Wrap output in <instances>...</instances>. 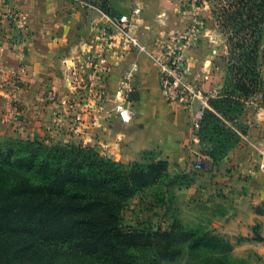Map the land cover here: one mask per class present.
<instances>
[{
  "label": "crops",
  "instance_id": "crops-1",
  "mask_svg": "<svg viewBox=\"0 0 264 264\" xmlns=\"http://www.w3.org/2000/svg\"><path fill=\"white\" fill-rule=\"evenodd\" d=\"M8 6L23 13V32L4 18ZM135 8L142 12V36L148 42L156 37L153 28L163 33L176 26L174 21L166 25L163 2L136 0L131 10ZM112 22L101 8L72 0H0V144L67 135L68 120L63 117L71 90L66 78L87 51L98 54L94 35L102 27L113 28ZM116 64L108 83L112 90L125 69L137 66L130 93L137 91L140 98L130 103L133 119L123 123L115 108H106L108 103L87 131V143L98 144L102 153L127 163L157 151L171 175L183 171L194 177L191 185L176 190L179 219L185 225L208 224L231 238L233 256L246 264H264V134L251 126L218 163L196 168L200 140L191 129L207 102H170L156 67L139 53L123 56ZM17 68L19 82L11 74ZM49 91L55 92L57 101L46 99Z\"/></svg>",
  "mask_w": 264,
  "mask_h": 264
},
{
  "label": "trees",
  "instance_id": "trees-1",
  "mask_svg": "<svg viewBox=\"0 0 264 264\" xmlns=\"http://www.w3.org/2000/svg\"><path fill=\"white\" fill-rule=\"evenodd\" d=\"M213 1L227 36L226 75L197 135L205 142L204 132L215 119L223 125L220 130L236 135V144L246 131L223 120L235 105L245 107L264 91V0ZM207 142L210 147L202 152L213 165L234 147L228 149L222 139ZM193 181L188 173L171 175L166 161L126 164L82 143L0 144V235L11 236H0V264H58L61 251L53 243L106 264H177L186 251L203 253V264H246L233 256L231 238L204 222L185 225L177 215L165 229L124 224L121 211L138 191L158 186L156 203L167 205L173 186ZM148 249L151 253L142 257L139 250Z\"/></svg>",
  "mask_w": 264,
  "mask_h": 264
},
{
  "label": "rangeland",
  "instance_id": "rangeland-1",
  "mask_svg": "<svg viewBox=\"0 0 264 264\" xmlns=\"http://www.w3.org/2000/svg\"><path fill=\"white\" fill-rule=\"evenodd\" d=\"M72 1L86 7L105 8L106 10H102L113 20L114 27L110 29L113 32L114 39L111 46L108 48L104 47L101 31L97 32L98 34L94 35L95 40L93 39V41H96L100 47L98 54L94 55L93 52L87 51V58L78 61L76 64L78 69L76 76L77 87H71L68 84L71 96L65 103L66 110L63 117L64 120H68L69 132L67 135L45 136L38 141L48 145L82 143L91 145L101 154L106 155L98 148V144L87 143V131L96 125L99 114L104 112L106 108L114 109L116 107L117 101L120 100L118 97L120 88L123 87L125 90H129L128 85H130V89L133 88L132 80L137 71L136 64L132 65L129 70L125 69L123 71L117 88L112 90L110 85L109 89L108 84L113 68L117 65L116 63L119 65L123 56L125 57L133 52L139 53L140 56L148 57L156 67L160 77L161 90L170 102L186 103L190 100H204L207 102L206 108H209L211 99L221 94L220 90L223 87L226 75L223 66V56L228 53V44L227 36L220 29L214 14L215 5L213 0H150V3L154 5H156V2H163L167 10L165 12L166 16H164L166 25L174 21L173 24L176 26L173 28V25H171V29L163 33H159L157 28H153L156 31V37L153 40H149V42L146 40L147 38L143 39L142 36L144 35L140 24L142 12L140 11V13L136 14L134 12L135 9L131 10L136 5V0ZM113 5L117 6L118 9L115 10ZM123 13H127L130 25L122 30L118 27V18ZM205 59L210 60L208 66L204 65ZM165 68L182 77L183 83L181 86L175 89L170 86H168L169 89L164 87L162 71ZM129 73H132V75L130 76ZM70 78L72 76L66 78L67 83ZM171 95L173 96L171 97ZM129 101L133 102V99ZM106 105L108 106L106 107ZM204 110H202L203 113ZM235 114L237 118L232 119ZM231 115L229 119L223 121L231 128H239L240 132L246 131V134L240 135H248L251 126L260 129L259 131L264 134V91L259 93L253 102L246 104L245 107L235 105ZM55 121L59 127H63L59 120ZM222 126L221 122L215 119L210 120V124L204 132L207 138H205V142L200 143L199 147L201 154L198 158L202 165L201 167L207 166L212 160L210 156L202 152L207 151L204 147L209 139L211 141L213 139H222L228 149L234 146L229 153L241 142L239 141L235 144V141H237L236 135H229L227 131L220 130ZM191 130L194 134L198 133L194 124ZM64 136L67 138H63ZM240 138L242 140V137ZM206 147H210V145L208 144ZM141 159L142 161L140 162L146 165L165 161L159 157L157 151H147L142 154ZM132 162L123 163L129 164ZM184 173L186 172L181 171L175 175L182 176ZM178 188L179 185L173 186L170 189L171 193L166 195L167 205L156 203V194L160 191L158 186H150L138 191L121 211L124 224L127 226L152 225L156 229L167 228L173 218L177 216V204L174 195ZM196 224L198 222L193 225ZM0 236L11 238L6 233ZM53 245L61 251L58 257V264H106L95 257L75 252L65 244L53 243ZM139 253L142 257H145L151 253V250H139ZM203 258L204 254L201 252L186 251L177 264H203Z\"/></svg>",
  "mask_w": 264,
  "mask_h": 264
},
{
  "label": "built area",
  "instance_id": "built-area-1",
  "mask_svg": "<svg viewBox=\"0 0 264 264\" xmlns=\"http://www.w3.org/2000/svg\"><path fill=\"white\" fill-rule=\"evenodd\" d=\"M6 1V0H4ZM136 14L140 13V10L138 8H135L134 11ZM4 18L8 21H10L16 28H18L21 32H23L26 28V22L23 16V13L21 12V10L16 7V6H8V8L6 9V11L3 14ZM130 25V19L128 17L127 14H123L120 15L118 18V27L123 29H126L128 26ZM113 32L111 31V29L109 27H102L101 28V34H102V44L104 45V47H109L112 45L113 43V39H114V35L112 34ZM87 58V55H85V59ZM74 69L71 71V75L72 78L68 79V84H70L71 87H77V73H78V69L76 67V65H74ZM20 70L19 68L14 69L11 71V74L14 76V78L19 82L21 81L20 78ZM110 73V72H107ZM163 74V85L165 88L169 89L168 86H170L171 88L175 89L176 87H179L182 85L183 81H182V77L178 76L176 73L169 71V69H164V71H162ZM129 75L131 76L132 73H129ZM128 89L129 90H125L123 87L120 88L118 97L120 98V100L117 101L116 103V111L117 114L119 116V118L121 119V121L123 123H130L133 119V111L132 108L130 106V98H129V94H130V85H128ZM167 91V90H166ZM173 95H171L172 97ZM169 97V95H168ZM170 98V97H169ZM46 99L48 101H57V96L55 94L54 91H49L46 93ZM203 116V112L200 111L194 126L195 129L197 130L199 128L200 125V120ZM196 168H201V163L200 161H198L196 163Z\"/></svg>",
  "mask_w": 264,
  "mask_h": 264
},
{
  "label": "water",
  "instance_id": "water-1",
  "mask_svg": "<svg viewBox=\"0 0 264 264\" xmlns=\"http://www.w3.org/2000/svg\"><path fill=\"white\" fill-rule=\"evenodd\" d=\"M130 99H133V100H138L140 97H139V93L137 91H132L130 94Z\"/></svg>",
  "mask_w": 264,
  "mask_h": 264
}]
</instances>
